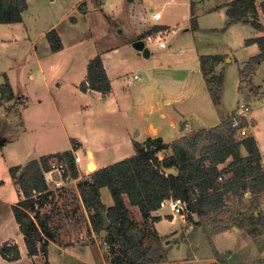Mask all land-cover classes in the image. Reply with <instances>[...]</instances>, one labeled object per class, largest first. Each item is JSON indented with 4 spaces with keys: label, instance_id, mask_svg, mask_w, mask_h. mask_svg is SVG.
<instances>
[{
    "label": "rangeland",
    "instance_id": "rangeland-1",
    "mask_svg": "<svg viewBox=\"0 0 264 264\" xmlns=\"http://www.w3.org/2000/svg\"><path fill=\"white\" fill-rule=\"evenodd\" d=\"M230 1L232 0H206L203 3L206 6ZM26 3L20 22L0 23V71L6 72L13 87L18 90V95L21 96L20 102H16L17 109L14 110L17 111V115L11 114L8 124L4 122L3 117H0V138L19 136V143L25 148L31 147L30 151L35 155L61 150L64 149L66 142L65 130L67 131L72 117L85 121L87 118L91 120L90 117L94 115L101 139L121 138L136 132L143 134L144 130L151 133L148 126H152L156 128L157 135L169 141L180 134V127L183 128L182 121L195 118L196 115H189L193 111L191 108L195 109L197 115L203 116L207 124L212 125L217 123V116L220 123L225 119L232 120L236 116L241 118L242 103L249 106V112L244 116L248 125L247 134L254 135L264 153V63L254 75V82L262 85V96L257 95L259 89L254 84L247 98L234 90L235 81L238 82L239 69L243 67L241 64L247 62L252 52L250 47H244V38L262 35L249 22L239 24L237 33L234 34L231 28L227 29L224 26V14L222 15V10H219L205 16L206 20L201 17L199 30L186 33L182 30L186 24H181V28L177 27L173 29L174 31H170L164 37L166 48H159L154 42L145 40L143 34L141 37L149 50L148 55L144 56L141 51L133 48L129 29L117 22L116 13L120 11V7H125L126 0H26ZM113 11L115 13L113 16L106 15L107 12ZM51 29H55L60 35L64 45L61 51L49 52L45 33ZM193 42L207 46L204 50L228 53L230 57V61H224L223 66L213 67L209 61L205 63L204 78L212 88L211 97L216 106L220 96L218 80L222 73L224 76L221 96L223 106L220 111L218 110V115L212 106L209 92L205 91L201 82L199 63L192 48ZM31 43L35 45L36 51L31 49ZM116 45H123L112 55L117 61V68L114 71L117 76L120 75V78H115L113 81L114 90L109 102L97 101L93 95H90L88 112L75 114L70 95L72 82L82 77L87 61L97 54L100 55L101 50ZM36 55L39 57V64ZM139 66L148 70L147 79L140 74ZM240 74L242 81L245 82L244 86L250 87V74L243 76L241 71ZM134 75L140 78L136 79ZM58 83L60 85H57ZM192 91L196 92V96L188 101L187 96ZM244 92L246 95L247 90ZM254 97L258 99H253ZM165 99H168V102H165ZM73 100L75 101V98ZM141 100L144 101L141 106L146 114L139 116L136 109L141 107L138 104ZM13 104L15 103L8 105ZM105 104L117 110H113L114 112L109 110L111 113L109 114L105 109L103 115H95L94 113ZM24 105L26 106L21 111ZM149 108L152 109L150 112H148ZM128 111L132 113L131 116L127 115ZM250 114L255 118L254 127ZM160 115L163 118L159 117ZM188 125L185 127L184 135L192 132L191 124ZM135 140H140L139 134L135 135ZM169 151L170 149L162 150L159 155L162 156ZM78 154L82 156L80 152ZM90 158L92 155L88 153L85 167L78 168V176L81 178L77 180L78 182L87 177V173L93 171L88 169ZM1 160L0 180L3 183L0 185V195L12 198L13 184L9 173L4 169V161ZM91 162L95 164L93 158ZM71 174L68 171L61 176L54 172L53 180L62 177L61 184L57 185L51 180L49 182L53 197L46 203V207L53 211L51 229L53 233H58L59 237L66 229L71 238L75 230L85 232L87 236L84 237L83 244L90 245L96 252L101 253L99 264H112L111 258L120 255L119 247L106 244L105 228L92 236L87 221L90 214L86 216L81 207L78 208L79 190L76 189L78 182L74 184L66 181ZM57 195L63 198L56 200ZM261 195L263 197L261 196L257 206H253L254 195L250 193L246 196L231 195L226 198L225 207L216 211L214 218L210 219L209 215L195 218L197 223L191 225L185 220L183 222V218L178 213L176 219L181 224L175 231L168 232L159 240L151 235V228L148 223L142 221L138 208L128 204L129 214L137 227L149 229V233L142 238L141 246H150L154 250L160 248L155 255H148L149 262L143 264H264V193ZM69 201L72 205H76V208L73 211L66 210V213L73 214L66 215L72 220H68V223L64 221L69 225L64 227L62 203ZM175 202L168 211L176 212ZM1 206L0 203V210ZM239 208L244 210L249 208L248 214L254 213L255 216L259 213L261 223L243 226L240 231H233L235 220L240 219L239 214L236 213ZM3 213L5 217L3 219L0 215V226H3L5 233L0 234V241L9 237L15 238L17 232L15 221L6 218V211ZM59 214L62 216L60 217ZM210 217H213V214ZM199 227H202L201 230ZM224 230L236 234L221 235L220 240H216L215 243L216 235ZM62 239L65 241L66 237ZM74 239L73 241L77 243L81 241L76 237ZM69 241L71 240L68 239ZM52 260L54 264L57 263L55 258L52 257ZM2 264L13 263L4 261ZM16 264H27V261L23 259Z\"/></svg>",
    "mask_w": 264,
    "mask_h": 264
},
{
    "label": "trees",
    "instance_id": "trees-1",
    "mask_svg": "<svg viewBox=\"0 0 264 264\" xmlns=\"http://www.w3.org/2000/svg\"><path fill=\"white\" fill-rule=\"evenodd\" d=\"M26 5V0H0V23L20 22ZM259 9L264 18V0L258 7L255 0H232L226 4L227 25L247 18L254 28H262L264 25L259 21ZM191 23L196 26L194 16L191 17ZM46 38L52 52L62 49L61 39L55 29L49 30ZM246 42L256 43L258 53L251 56L241 69L243 76L264 62V35L251 37ZM220 58L219 55L202 56L201 69L205 72V62L208 61L214 67ZM218 82L221 85V76ZM79 87L81 90L92 89L103 94L111 90L99 54L88 61L86 77ZM208 90L212 96L209 84ZM13 96L7 81L0 84V103ZM239 120L238 127L247 125L244 117ZM238 127L232 126V121L225 119L210 129H192L191 134L182 135L169 144L163 143L161 137L134 141L132 155L99 167L90 172L83 183H78L80 197L85 207L91 210L92 229L98 232L105 228L102 215L109 222L105 228V242L111 247L118 246L120 250L118 257L111 258L112 264H143L149 262L148 255H155L160 250L159 247L154 250L150 246H141L142 238L149 233V229L137 227L127 204L138 208L142 221L151 228V235L159 240L153 227L159 217L152 215V211L157 210L163 201L179 200L182 203L181 213L188 221L192 220L193 214L208 216L225 207V194L230 191L240 196L248 191L254 195L253 203L260 202L264 192V166L253 136L247 134L238 137ZM203 141L206 143L202 144ZM166 149L170 151L160 156V152ZM52 157H65L71 176H77L73 152L69 150L33 159L9 170L23 195L22 199L12 205V211L29 256L38 253L37 243L41 238L53 237L49 217L39 211L53 197L45 179ZM228 159V164L219 168ZM166 168H173L175 173ZM219 175L222 176L221 180L218 179ZM102 186L108 187L110 191L113 199L111 206L106 207L101 202L99 188ZM257 222L261 223L260 215L251 213L240 224L246 226ZM0 254L7 260L20 258L16 244L3 243Z\"/></svg>",
    "mask_w": 264,
    "mask_h": 264
},
{
    "label": "crops",
    "instance_id": "crops-1",
    "mask_svg": "<svg viewBox=\"0 0 264 264\" xmlns=\"http://www.w3.org/2000/svg\"><path fill=\"white\" fill-rule=\"evenodd\" d=\"M262 0H255V3L258 7L259 3ZM206 2V0H126L125 3V7H120V11L118 13H116V18H117V22L119 24H122L123 26H126L129 29V35H130V39H131V44L136 41V40H143L145 42L146 40V36L151 34H155L157 31H161V34L163 35V39L165 40V36L166 34H168L170 31H174L177 27L178 29L181 28V24H186L182 30H184V32L186 33H190L191 31L194 30H199L200 29V25H201V17L206 20L205 16H208L211 13L214 12H219V10H222V15L224 16V23H225V27L231 28L235 33H237V26L241 23H250L251 22L248 20L247 18H243L241 21L238 22H234L231 23L229 25H227V21H228V16L226 13V2H220L217 4H210V5H206L204 6V3ZM203 3V4H201ZM196 9V10H195ZM259 11V21L264 25V19H262V14ZM153 12H159V17L157 19L152 17V13ZM114 11L109 13L107 12L106 15L107 16H113ZM221 14H219V16L223 17ZM194 16L196 18V26H192L191 23V17ZM200 22V23H199ZM180 25V26H179ZM252 25V24H251ZM174 29V30H173ZM256 29V28H255ZM257 31H259L260 33H262V35L264 34V26L262 28L256 29ZM57 32V31H56ZM46 34L45 33V38H46ZM58 34V33H57ZM145 35V40L141 37V35ZM59 35V34H58ZM258 36V35H256ZM255 37V36H253ZM60 38V35H59ZM251 38V37H250ZM61 39V38H60ZM249 38H244L243 40V45L245 48H249L251 49V55L249 56V58L255 54L258 53V47L256 45V43H247L246 40ZM46 41L48 43V40L46 38ZM62 42V41H61ZM166 42V40H165ZM153 43V42H152ZM155 45L158 46V44L156 42H154ZM63 45V44H62ZM121 46L123 45H116L110 48H105L103 50L100 51V57L104 66V69L106 71V74L110 80L111 83V90L107 93V94H103L99 91L96 90H92V89H87V90H81L79 87V84L81 83V81H83L86 77V70L84 71V74L82 75L81 78H77L75 82H72L71 86H70V95L72 98V102H73V106L72 109L75 112V114H78L79 112H88V99L91 98L90 95H93L95 100L97 101H105V102H109L110 97L113 95V90H114V85H113V81L115 78H120V75L117 76L116 71H114V69H116V64L117 61L112 58V55L115 52H118L121 48ZM167 46V44H166ZM48 47H49V52L53 53L50 50V46L48 43ZM64 47V45H63ZM62 47V49H63ZM207 46H202V45H198L195 42H193V50L195 52L196 58L198 60L199 63V70L201 72V82L203 84V87L205 88V91L207 90V92H209L208 90V84L204 78V71L201 69V61L200 58L202 56H206V55H219L221 58L218 62L219 66H223V62L224 61H230V57L228 56V53H220V52H209L207 50H204V48ZM134 48V47H133ZM159 48H166V47H160ZM31 49L35 50V45L33 43H31ZM61 49V50H62ZM59 50V51H61ZM36 51V50H35ZM58 52V51H57ZM168 52L170 53V49L168 50ZM148 55V54H147ZM37 58V63H40L39 57L38 55H36ZM94 57V56H93ZM92 57V58H93ZM247 58V60L249 59ZM246 60V61H247ZM87 63L86 62V67H87ZM207 63V62H205ZM264 62L259 63L258 65L255 66L254 70L250 73L251 76V86L247 87L244 86L245 82L242 81V77L240 76V71L243 67H241L239 69V76H238V82L235 81L234 84V90L236 92H240L244 97L247 98L248 94H251L253 88H252V84H254V86H257L259 91L257 93L260 94V96L263 95V90H262V85L261 84H256L254 82V75L256 73V71L262 66ZM215 65V67H216ZM245 62H242L241 66H244ZM139 72L140 74L143 75V77L145 79H147L149 77V73L147 69H144L142 67L139 66ZM0 77L2 78V80H0V84L4 83L5 81L8 82L12 92H13V98L8 100V101H3L0 103V117L4 118V122L6 124L7 121L9 120V117L11 114H16L17 115V111L14 112L15 109H17V103L20 102L21 96L18 95V90L16 91L15 88L13 87V84L9 78V76L6 74V72L0 71ZM134 77V76H133ZM135 78V77H134ZM140 78V77H139ZM136 78V79H139ZM223 73L221 75V85H220V96H219V100H218V107L216 105L213 104L212 101V97L210 95L209 92V97L211 98L212 101V106L215 110V112L218 115V110H221L222 105V92H223ZM57 85H60L59 83ZM204 90V89H202ZM245 90H247V94L245 95ZM78 95V96H77ZM196 96V92L192 91L189 92L188 96H187V100L189 101L190 99L194 98ZM259 96V97H260ZM73 98H75V101L73 100ZM253 99H258V97H254ZM165 102H168V99L164 100ZM15 103L13 105H8V104H12ZM138 104L141 106L142 104H144V101L141 100L138 102ZM26 105H24V107L21 109V111L25 108ZM93 107V106H92ZM149 107V105H148ZM217 108V109H216ZM105 109L106 111L110 113L109 110L113 111V110H117L116 108L111 107L108 104H105L103 108L98 109L97 112H95V115H103L105 113ZM193 111H191L189 113V115H196L195 118H191L190 121L188 120H184L182 121L183 124V128L180 127V134L178 136H176L174 139L169 140V141H165L161 136L157 135V130L156 128L152 127V126H148V129L151 133L146 132L145 130L143 131V134H141L140 132H136L133 133V135L128 136L129 134H126L125 136H121V138H117V137H111L109 140H106L104 138H100V129L96 128V123L94 121L95 117L94 115H92V117H90L91 120H89V118H87L85 121L82 120H77L75 117H72L69 125L67 126L69 128H67V131L65 130V146L64 149L61 150H54V151H48V152H42L38 155H35L33 151H30L32 148L31 147H27L25 148L23 145H21L19 143V136L16 137H12V138H5V136H2L0 138V160L3 162L4 161V169L7 173H9V178L11 179L12 182V187L14 190V196L11 197H6V196H1L0 195V203L2 204L1 206V210H0V215L3 216V212L6 211V218H9L11 221L14 220L15 224H16V228H17V232H16V236L14 237H9L8 239H2L0 241V247L3 243H7V245H11V244H16L18 246L19 252H20V258L17 260H7L5 258H3L0 254V264L4 263V261L8 262V263H19L21 260L25 259L27 261V264H54L52 257L56 259L57 263L56 264H99V258L101 257V253L96 252V250L91 247L90 245L87 244H83V239L84 237L87 236V234L85 232H81L79 229L74 231V236L69 235L68 230H64L63 233H61V237H59L58 233H53L52 229H51V219H52V209L48 210V208L46 207V203L44 204V206H42L40 208V213L44 214L46 216L49 217L48 223H49V227L51 229V232L53 234L52 238H47L46 236L45 239L41 238L38 243H37V247H38V253L36 255L33 256H29L27 254V249H26V245L24 242V238H23V234L20 232L18 224L14 218L13 215V211H12V205L16 204L20 199L23 198L22 192L18 186V184L16 183V181L11 177L10 175V168L13 166H23L25 165L27 162H29L30 160L33 159H39L42 156L45 155H49V154H55V153H61L64 151H77L81 153V161L78 163V165H76V169H77V176H71L70 178L66 179L67 183L73 182L74 184L76 183L77 180H80L81 178L78 176V168L79 167H85L84 164L85 161L88 162V153H91L93 161L95 163L96 169H98L101 166H105L107 164L113 163L115 161L121 160L123 158H126L130 155H132L134 153V149H133V142L134 141H144L146 138L151 137H161L163 143L169 144L172 141L178 139L179 137H181L182 135H184L186 133V129L185 127L189 126L188 124H191V128L193 129L194 123L193 119H195L196 121V128L195 129H210L212 127H215L217 125L220 124V120H219V116H217V123L209 125L205 122V119L203 116L197 115L196 111H194V108H191ZM190 109V110H191ZM152 109L149 108L150 112ZM20 112V110H19ZM114 112V111H113ZM146 111L141 107H138L136 109V113L140 115H145ZM116 113V112H115ZM182 114V113H179ZM128 116H131L132 113L130 111L127 112ZM161 118H163V116H159ZM250 118L253 121V127L255 125V118L253 115L250 114ZM180 122V121H179ZM7 128H10L7 126ZM75 131V132H74ZM21 133V132H20ZM139 134L140 135V140H135V135ZM254 137V135H253ZM254 141L256 143V146L258 148L260 157H261V162L262 165L264 166V153L261 151V146L258 143L257 139L254 137ZM206 142L202 143L205 144ZM20 144V145H19ZM76 146V147H75ZM14 151V153L12 154V152ZM243 152H245V150H242ZM16 153V155H14ZM117 155V156H115ZM22 158V160H20V158ZM229 159L220 164L219 168H222L224 166H226L228 164ZM93 170V171H94ZM175 173V170L174 172ZM87 177L89 176V173L86 174ZM226 175V174H225ZM47 177V174L45 175ZM87 177L83 178L82 181H77L78 183H83V181H85V179H87ZM48 179V178H47ZM74 179V180H72ZM54 182H57L59 185L61 184V180L62 177L54 179ZM49 180H47L48 186H50L49 184ZM52 182V181H51ZM3 183L2 180H0V185ZM56 184V183H55ZM79 190L78 185L76 186ZM99 192H100V199L101 202L106 206H111L113 204V199L112 196L110 194V191L108 189V187L106 186H102L99 188ZM2 193H3V189H2ZM248 191H245L241 196H246L248 195ZM264 193V192H263ZM262 193V194H263ZM78 198H79V205L78 208L81 207V209L86 213V216H88L89 214L91 215V210L87 209L80 197V193H78ZM234 195L231 191L225 194V200L227 197ZM234 196H240V195H234ZM263 197V196H262ZM61 197L60 195H57L55 197L56 200H60ZM173 200H166L163 201L161 206L152 212V215L154 216H158L159 220L154 222L153 227L156 230L159 238H161L162 236L166 235L168 232H173L177 229V226L181 224L180 221H178L176 219L177 214L179 213L180 216L183 218V222L184 220L188 223V224H192V223H197V220L195 218H203L205 216H198L197 214H193L192 215V220L188 221L185 219V217L183 216V214L180 211H176V212H172L171 210H169V208L171 206L174 205ZM254 202V200H253ZM242 202H240L241 204ZM254 204V203H253ZM259 204V203H258ZM63 224L65 225L64 227L69 226L68 224L66 225L64 223V221H68V220H72L71 218H69L66 215H72L73 213L68 212L66 213V210L69 209L71 211L75 210L76 205H72V202L69 201L68 202H63ZM128 206V204L126 205ZM241 206V205H240ZM251 207L253 206H257V203H255L253 206L250 205ZM249 206V208H250ZM241 208V207H240ZM236 210V213L239 214L240 219H236L234 222V226H233V231H240V229L243 227L240 222L241 220H243L244 218H247L250 214H248L249 208H245L244 209H240ZM43 210V211H42ZM3 211V212H2ZM11 212V213H10ZM44 212V213H42ZM56 212H58L56 210ZM88 212V213H87ZM3 213V214H2ZM216 212L213 214V217H210L212 215V213L208 216L210 219L215 217ZM60 217L62 216L61 214H59ZM256 215H260L259 213ZM5 216H3L4 219ZM261 217V215H260ZM13 218V219H12ZM87 221L89 223V231L92 233V236H95L96 234H98V232L94 231L91 227V223H90V217H87ZM4 222V221H3ZM74 222V221H73ZM68 223V222H67ZM73 224V223H72ZM253 224H258L257 223H251L248 224L253 225ZM161 228H160V226ZM246 225V226H248ZM176 226V227H175ZM202 227H199V229L201 230ZM58 232V231H57ZM231 231L229 230H224L221 233H218L216 235L215 238V243L216 240H220V236L227 234L229 236H233L231 234L234 233H230ZM1 233H5V230L3 228V226H0V234ZM236 234V233H235ZM7 237V236H6ZM63 237H66L65 241H62ZM74 237L78 238L79 240H81L80 242H75L73 240ZM68 239L71 240L68 242ZM74 243V244H72ZM94 249V250H93ZM219 249V248H218ZM216 248V250H218ZM217 254L219 255V251L217 252ZM57 257H56V256Z\"/></svg>",
    "mask_w": 264,
    "mask_h": 264
},
{
    "label": "built area",
    "instance_id": "built-area-1",
    "mask_svg": "<svg viewBox=\"0 0 264 264\" xmlns=\"http://www.w3.org/2000/svg\"><path fill=\"white\" fill-rule=\"evenodd\" d=\"M152 17L157 19L159 17V12H153L152 13ZM146 40L150 41V42H156L158 44V46L160 47H166V42L163 39V35L161 34V31H157L155 34L151 35H147L146 36ZM135 78H139V76L134 75ZM240 108L242 109V113L240 114L241 117H244L247 115V113L249 112V106L248 105H243L242 103L240 104ZM232 126H236L238 127L240 120L238 118V116L233 117L232 118ZM247 127L248 125H244L242 127H238L237 128V136L238 137H243L247 135ZM82 157L78 154L77 151H73V160H74V165H78V163L81 161ZM49 165L50 168L48 171L45 172V175L47 174V177L45 176L46 181L47 180H51V181H55L53 180L52 174L54 172H57L59 175H63L65 173H67L69 170L67 169L68 165H67V160L65 157H52L49 160ZM87 171V170H86ZM48 178V179H47ZM218 179L221 180L222 176L219 175ZM57 185L58 183L55 182ZM177 205L175 206V210L176 211H180L182 208V203L179 200H176L175 202Z\"/></svg>",
    "mask_w": 264,
    "mask_h": 264
},
{
    "label": "water",
    "instance_id": "water-1",
    "mask_svg": "<svg viewBox=\"0 0 264 264\" xmlns=\"http://www.w3.org/2000/svg\"><path fill=\"white\" fill-rule=\"evenodd\" d=\"M132 46H133L136 50L141 51L142 54H143L144 56H147L149 50H148V48L144 45V41H143V40L139 39V40L134 41V42L132 43ZM193 122H195V123H194V126H193V129H195V128L197 127V126H196V121H195V119H193ZM166 170L169 171V172H171V173L174 172V169H173V168H166ZM102 217H103V221H104V227L106 228V227L109 225V222H108V220L105 218L104 215H102Z\"/></svg>",
    "mask_w": 264,
    "mask_h": 264
},
{
    "label": "bare ground",
    "instance_id": "bare-ground-1",
    "mask_svg": "<svg viewBox=\"0 0 264 264\" xmlns=\"http://www.w3.org/2000/svg\"><path fill=\"white\" fill-rule=\"evenodd\" d=\"M91 161H92V158H90V163H89V166H88V169L90 171L94 170V168H95V164H93Z\"/></svg>",
    "mask_w": 264,
    "mask_h": 264
}]
</instances>
